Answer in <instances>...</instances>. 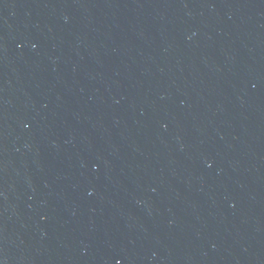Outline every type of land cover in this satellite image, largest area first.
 Wrapping results in <instances>:
<instances>
[{"label": "water", "instance_id": "obj_1", "mask_svg": "<svg viewBox=\"0 0 264 264\" xmlns=\"http://www.w3.org/2000/svg\"><path fill=\"white\" fill-rule=\"evenodd\" d=\"M0 264H264V0H27Z\"/></svg>", "mask_w": 264, "mask_h": 264}]
</instances>
